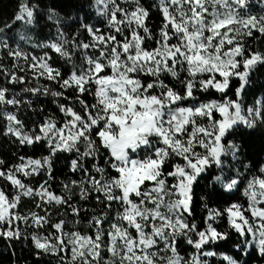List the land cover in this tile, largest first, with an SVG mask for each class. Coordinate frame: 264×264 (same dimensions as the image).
I'll use <instances>...</instances> for the list:
<instances>
[{
  "label": "snow or ice",
  "instance_id": "1",
  "mask_svg": "<svg viewBox=\"0 0 264 264\" xmlns=\"http://www.w3.org/2000/svg\"><path fill=\"white\" fill-rule=\"evenodd\" d=\"M0 140V264H264V0H0Z\"/></svg>",
  "mask_w": 264,
  "mask_h": 264
},
{
  "label": "trees",
  "instance_id": "2",
  "mask_svg": "<svg viewBox=\"0 0 264 264\" xmlns=\"http://www.w3.org/2000/svg\"><path fill=\"white\" fill-rule=\"evenodd\" d=\"M45 31H47V29H45ZM0 154H7L5 144L2 140H0ZM0 247H2V246H0ZM0 259L6 260V254L0 255Z\"/></svg>",
  "mask_w": 264,
  "mask_h": 264
}]
</instances>
